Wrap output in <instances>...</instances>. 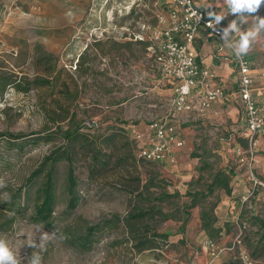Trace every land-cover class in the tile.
Segmentation results:
<instances>
[{
    "label": "rangeland",
    "instance_id": "obj_1",
    "mask_svg": "<svg viewBox=\"0 0 264 264\" xmlns=\"http://www.w3.org/2000/svg\"><path fill=\"white\" fill-rule=\"evenodd\" d=\"M168 3L0 0V73L50 79L29 91L10 86L0 94V236L10 241L21 264L33 254L41 264H208L209 236L201 220L205 207L214 208L223 227L220 245L241 241L214 263L243 264L238 259L242 248L255 264H264L258 221H264V133L251 157L249 141L240 140L248 132L236 86L232 92L222 81L229 100L185 127L186 146L177 163L137 158L133 130L161 118L173 92L159 73L151 42L158 16L168 17ZM204 5L215 7L216 0ZM260 7L251 15L264 17V4ZM252 21L249 16L242 30ZM229 39L234 42L239 34ZM245 56L255 69L257 99L263 101L264 34ZM238 75L234 71L232 81ZM61 116L65 121L58 120ZM59 126L82 133L85 147L78 144L74 155L80 200L74 210L68 208V162H58L53 217L38 223L31 218L36 186L27 197L25 183L47 155L64 145ZM97 150L113 154L99 174L92 160ZM220 169L232 174L230 195L223 188L208 192ZM194 195L198 204L192 207ZM24 202L27 209L19 210ZM141 209L148 210L147 217H129Z\"/></svg>",
    "mask_w": 264,
    "mask_h": 264
},
{
    "label": "built area",
    "instance_id": "obj_2",
    "mask_svg": "<svg viewBox=\"0 0 264 264\" xmlns=\"http://www.w3.org/2000/svg\"><path fill=\"white\" fill-rule=\"evenodd\" d=\"M167 14L168 17L163 14L158 16V26L152 30L151 42L159 73L164 81L173 85L174 92L169 99L166 113L161 118L150 121L144 128L134 129L133 139L138 159L174 164L178 161V149L185 145L180 125L205 116L227 94L216 80L215 73L203 67L197 60L193 49L194 41L204 30L228 45L232 40L226 42L221 39L222 29L226 23L236 19V16L230 12L223 13L226 15L225 19L216 25L196 5L195 0H169ZM243 27L244 25L242 29ZM233 54L240 77L239 95L246 114L247 135L251 147L249 153L254 157L255 148L260 144V135L264 133V100L259 101L254 94L255 74L250 60L246 56L237 57L234 51ZM261 76L264 78V70ZM238 154L245 160L242 149H239ZM240 244V239H236L230 246H222L215 241L207 242L212 256V261L208 264H216L213 260L233 251ZM238 256L243 264H255L253 257L242 248Z\"/></svg>",
    "mask_w": 264,
    "mask_h": 264
},
{
    "label": "trees",
    "instance_id": "obj_3",
    "mask_svg": "<svg viewBox=\"0 0 264 264\" xmlns=\"http://www.w3.org/2000/svg\"><path fill=\"white\" fill-rule=\"evenodd\" d=\"M55 66L52 70L47 71L48 75L51 76L55 72ZM50 84V79L47 78H14L13 75L8 73H0V94L3 93L8 87L15 86L19 90L29 91L31 89L43 86L45 84ZM66 117L61 116L58 120L65 121ZM57 120V119H55ZM60 133L65 143L64 145L56 148L52 151L51 154L47 155L41 165L35 169L31 175L26 180L25 194L28 197L29 189L36 186V193L38 196L37 202L34 205V211L31 216L32 220L38 223H47L53 217V212L57 203V190H58V175H57V163L66 160L68 162V171H67V191H68V208L74 210L79 204L80 195L78 193V182L75 179V168H74V155L78 153L77 147L78 144H81L82 147V133L78 128L76 129H63L62 126H59ZM15 136V135H10ZM24 135H16L12 138H20ZM50 136V135H49ZM244 145L248 142V136L240 138ZM83 146L82 148H84ZM90 151H94V148H91ZM111 153L102 152L97 150L94 152L93 160V169L97 174L101 173L112 158ZM122 159H119L121 161ZM140 160V159H139ZM143 161V160H141ZM146 162V161H145ZM152 163V162H149ZM41 181L38 184L39 179ZM232 174L225 170L220 169L217 171L211 183L208 185V192H213L216 188H223L227 194L233 192L231 185ZM38 184V186H37ZM29 186V188H27ZM198 204L197 195H194L191 206H196ZM27 203L24 202L23 205H20L19 210H26ZM149 214L148 210L141 209L139 212H133L130 214V218L139 220L147 217ZM202 228L206 231L209 239L206 241H215L218 243L217 239L221 237L223 227L218 225L217 216L214 213L213 207H205L201 213ZM260 222V227L263 229L262 238H264V221L262 219L258 220ZM93 228H91L92 230ZM89 237V235L87 236ZM219 244V243H218ZM223 246V245H222ZM240 260V259H239ZM219 264V263H216Z\"/></svg>",
    "mask_w": 264,
    "mask_h": 264
},
{
    "label": "clouds",
    "instance_id": "obj_4",
    "mask_svg": "<svg viewBox=\"0 0 264 264\" xmlns=\"http://www.w3.org/2000/svg\"><path fill=\"white\" fill-rule=\"evenodd\" d=\"M223 3L230 13L236 16V19H233L227 27L222 29L221 39L228 42L231 34L238 33L239 39L229 43L228 46L233 49L237 57H243L248 54L258 37L264 34V17L251 15L258 12L260 6L264 4V0H223ZM208 16L214 20L216 25H219L226 15L210 11ZM249 16L253 17L252 26L247 30H242V25L248 22ZM47 239L46 233L41 235L40 245L43 246ZM0 264H21L20 255L10 241L3 236H0ZM28 264H41V257L38 254H33L28 258Z\"/></svg>",
    "mask_w": 264,
    "mask_h": 264
},
{
    "label": "crops",
    "instance_id": "obj_5",
    "mask_svg": "<svg viewBox=\"0 0 264 264\" xmlns=\"http://www.w3.org/2000/svg\"><path fill=\"white\" fill-rule=\"evenodd\" d=\"M205 1L206 0H202V2L200 0H195V3L200 9L204 10L207 14L210 11L215 12L217 14H223L226 12H230L227 7L225 8L223 6V4H224L223 0H216V6L210 7V9L207 8V5L206 6L204 5ZM259 9H261V7ZM230 22L226 23L225 27H227ZM194 43L195 44H193V49L197 54V60L199 61V63L203 67H205V68H207L210 71L215 73L216 80L220 83L221 86L223 84L222 81H226L227 84L231 86L230 91L233 92L234 89L232 88V86H236L235 87L236 92L238 91V93H239V78L240 77L238 75L237 76L238 78L234 79V81H232L234 71L237 72L238 70H237V66H236L235 61H233V59H232L231 50H229V47H227V45L223 44L222 41H220L217 37H215L213 35H209L208 32L204 31V30H202L200 32V34L195 39ZM234 67H236V70L234 69ZM232 82H234V83H232ZM223 88L225 89V87H223ZM257 89L258 88H256V86H255L254 87V94H256ZM172 91H173V87H172ZM225 91L227 93L226 97L224 99L216 102L211 107V109L206 113L205 116H203L201 118H197V119L196 118L192 119L190 122L183 123L180 125L181 136L185 141V145L182 148H179L177 151L178 161H179L181 153H183V150L186 146L185 127H187L188 125H191V123L193 124L195 122H200L201 120L208 118L211 115V112L216 110L215 108H218L220 105H222L227 100H229L230 94H229L227 89H225ZM255 96L258 97V94H256ZM236 102H237L238 106L240 107V109L242 111H244V107L242 105L240 95H238V99H236ZM205 245H206V243H205Z\"/></svg>",
    "mask_w": 264,
    "mask_h": 264
}]
</instances>
